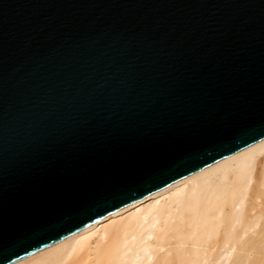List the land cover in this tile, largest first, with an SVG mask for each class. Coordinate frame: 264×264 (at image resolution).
I'll list each match as a JSON object with an SVG mask.
<instances>
[{
	"label": "water",
	"instance_id": "95a60500",
	"mask_svg": "<svg viewBox=\"0 0 264 264\" xmlns=\"http://www.w3.org/2000/svg\"><path fill=\"white\" fill-rule=\"evenodd\" d=\"M264 138V0H0V264Z\"/></svg>",
	"mask_w": 264,
	"mask_h": 264
},
{
	"label": "bare ground",
	"instance_id": "6f19581e",
	"mask_svg": "<svg viewBox=\"0 0 264 264\" xmlns=\"http://www.w3.org/2000/svg\"><path fill=\"white\" fill-rule=\"evenodd\" d=\"M15 264H264V138Z\"/></svg>",
	"mask_w": 264,
	"mask_h": 264
}]
</instances>
